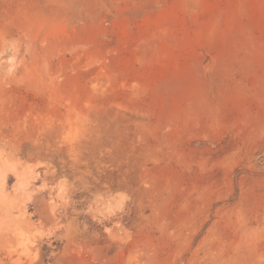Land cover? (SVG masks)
<instances>
[{"label":"rangeland","instance_id":"rangeland-1","mask_svg":"<svg viewBox=\"0 0 264 264\" xmlns=\"http://www.w3.org/2000/svg\"><path fill=\"white\" fill-rule=\"evenodd\" d=\"M0 170V264H264V0H0Z\"/></svg>","mask_w":264,"mask_h":264},{"label":"bare ground","instance_id":"bare-ground-1","mask_svg":"<svg viewBox=\"0 0 264 264\" xmlns=\"http://www.w3.org/2000/svg\"><path fill=\"white\" fill-rule=\"evenodd\" d=\"M5 171L0 170V184L4 182L5 179ZM4 200V196L1 197Z\"/></svg>","mask_w":264,"mask_h":264}]
</instances>
